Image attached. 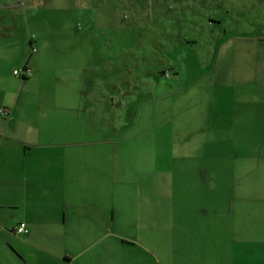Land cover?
Wrapping results in <instances>:
<instances>
[{
	"label": "crops",
	"instance_id": "crops-1",
	"mask_svg": "<svg viewBox=\"0 0 264 264\" xmlns=\"http://www.w3.org/2000/svg\"><path fill=\"white\" fill-rule=\"evenodd\" d=\"M255 1L254 18L264 25V0ZM191 5L208 6L203 0ZM218 5L216 13L227 8ZM216 13L203 25L220 24ZM2 24L0 107L8 114H0V264H179V255L187 264H206L215 248L219 264H243V254L249 257L246 264H264V210L258 209V198L242 195L241 184L228 189L225 178L212 175L213 164L200 168L183 162L192 154L227 152L230 136L237 149L242 122L248 125V116L256 120V115L241 112L228 119L216 106L215 114L206 113L203 125L196 126L192 104L182 103L179 111L174 101L170 115L164 114L160 74L102 84L90 76L97 67L67 63L53 75L41 56L27 57L30 36L13 34V23L9 33V25ZM191 24L201 25L194 16ZM236 42L233 50L218 54L251 57V81L263 83L257 87L264 90V49L249 53ZM62 57L76 62L75 52ZM23 65L35 72L33 80L9 75ZM239 67L237 81L239 71L248 72ZM261 102L253 96L233 100L251 111L249 106ZM163 126L169 131L162 132ZM163 151L171 155L167 167L160 164ZM195 173L204 184L205 176L214 179L211 185L220 184L219 198L209 194V203L202 204L180 194V187L196 185ZM20 222L27 233L16 232Z\"/></svg>",
	"mask_w": 264,
	"mask_h": 264
},
{
	"label": "rangeland",
	"instance_id": "rangeland-1",
	"mask_svg": "<svg viewBox=\"0 0 264 264\" xmlns=\"http://www.w3.org/2000/svg\"><path fill=\"white\" fill-rule=\"evenodd\" d=\"M192 2L193 0H0V31H6L2 24L5 23L9 25L10 33V25L13 23V34L30 36L33 44L27 41V57L41 56L47 61V69L53 75H59L60 69L67 63L97 67V71L93 69L90 76L96 77L102 84H120L126 81L127 76L135 80L137 76L154 78L155 73L156 78H159L160 74L164 82V114L170 115L174 101H178L179 111H182V103L186 104V108L192 104L189 106L190 113L196 116V126L203 125L206 113L215 114L213 111L216 106L224 108L222 112L228 119L241 112L243 115H253V119L256 115V120H250L251 116H248V125L245 120L242 122L244 131L241 137H237V149L231 148L230 136L227 152L192 154L194 158H187L183 162L200 165V168H203V163L213 164L215 169L212 175L220 176L219 179L225 178L228 189L241 184V194L256 196L258 209L264 210V90L258 88L263 83L251 81V57L237 60L231 58L230 54H218L219 49L227 52L233 50L235 39L239 50L250 53L264 49V25L257 24L254 18L257 12L254 5L256 1L203 0L208 5L204 9H194ZM219 3L221 6L225 3L227 8L216 13L220 8ZM213 12L216 13V19L221 21L220 24L210 22L203 25L206 17ZM89 15L92 17L90 20ZM193 16L196 23L201 25L191 24ZM193 38L196 40L189 44L187 39ZM20 51L22 56L21 48ZM65 51L75 52V63L62 57ZM240 65H244L248 72L239 71L241 77L237 81L235 75L238 68H241ZM13 70L9 75L16 80H33L35 77V72L26 78L16 77ZM83 70L82 74L85 75V69ZM165 72L168 73L167 76L164 75ZM156 94L158 95V90ZM150 95L151 91L147 90L144 96L148 98ZM250 96L262 101L258 107L249 106L253 112L249 108L246 110L245 106L240 109L233 104L234 98ZM255 109L258 110V116ZM184 111L187 112V109ZM225 124L229 133L231 123ZM161 131L168 132L169 127L163 126ZM159 155L162 156L161 166L167 167L165 160L170 161L171 155L166 151ZM213 180L205 176L204 181L207 183L204 184L202 176L195 173L196 185L180 187L179 192L199 198L202 204H207L209 194L219 198L220 184L211 185ZM189 240L188 236L187 241ZM189 243L192 249V241L187 244ZM184 248L185 244L182 249L179 248L180 252ZM211 254L206 264H219L222 257L218 248L213 249ZM248 258L243 254V264H246ZM185 259V256L179 255L178 263L187 264Z\"/></svg>",
	"mask_w": 264,
	"mask_h": 264
},
{
	"label": "built area",
	"instance_id": "built-area-1",
	"mask_svg": "<svg viewBox=\"0 0 264 264\" xmlns=\"http://www.w3.org/2000/svg\"><path fill=\"white\" fill-rule=\"evenodd\" d=\"M34 49V48H33ZM13 74L16 77H21V78H26L29 77L32 72H31V68L28 65H23L21 67L15 68L13 70ZM168 73H164L165 76H167ZM0 114L2 116H6L8 114V109L6 107H0ZM17 233H27L28 232V228L25 222H20L16 228H15Z\"/></svg>",
	"mask_w": 264,
	"mask_h": 264
}]
</instances>
